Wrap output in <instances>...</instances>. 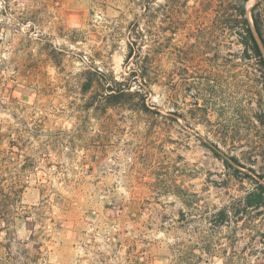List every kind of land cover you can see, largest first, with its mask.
I'll return each instance as SVG.
<instances>
[{"label":"rangeland","instance_id":"1","mask_svg":"<svg viewBox=\"0 0 264 264\" xmlns=\"http://www.w3.org/2000/svg\"><path fill=\"white\" fill-rule=\"evenodd\" d=\"M221 1L0 0V264H264L258 215L219 222L264 101L203 46Z\"/></svg>","mask_w":264,"mask_h":264},{"label":"trees","instance_id":"2","mask_svg":"<svg viewBox=\"0 0 264 264\" xmlns=\"http://www.w3.org/2000/svg\"><path fill=\"white\" fill-rule=\"evenodd\" d=\"M247 1L220 2L217 15L203 29V46L215 50L216 54H219L223 48L227 49L226 54L222 56V65L232 69L230 77L235 81L234 94L252 100L256 95L264 98V0H258L253 4L250 9V21L244 8ZM233 45H238L240 48L234 50ZM131 56L130 51L127 57ZM139 70L138 74L141 75L144 66H140ZM100 75L103 76L102 73ZM122 84L114 79L107 81L105 86L108 91L107 96L117 97L125 93L123 89H116V85ZM260 106L261 110L253 113L254 115H243L246 123L243 133L239 129L230 134L224 130L219 132L218 136L222 143L226 144L230 141L233 150L241 148L240 158L223 152V162L228 168H232L228 162L230 160L236 166L249 171L250 174L244 171L240 173L249 179L251 185L246 189L242 200L233 202L229 206L230 210L226 208L220 212V223L229 220L231 215L235 223L239 214H245L243 225L256 227L257 224L253 221L256 215L260 220L258 224L264 225V101ZM257 158H260L263 165L259 170L254 167ZM235 170L239 172L238 169Z\"/></svg>","mask_w":264,"mask_h":264},{"label":"bare ground","instance_id":"3","mask_svg":"<svg viewBox=\"0 0 264 264\" xmlns=\"http://www.w3.org/2000/svg\"><path fill=\"white\" fill-rule=\"evenodd\" d=\"M253 1H254V0H248V1L246 2V7H247L248 9H250L251 4H252ZM248 9H247V10H248Z\"/></svg>","mask_w":264,"mask_h":264},{"label":"water","instance_id":"4","mask_svg":"<svg viewBox=\"0 0 264 264\" xmlns=\"http://www.w3.org/2000/svg\"><path fill=\"white\" fill-rule=\"evenodd\" d=\"M250 13V12H249ZM250 19H251V15H250Z\"/></svg>","mask_w":264,"mask_h":264}]
</instances>
